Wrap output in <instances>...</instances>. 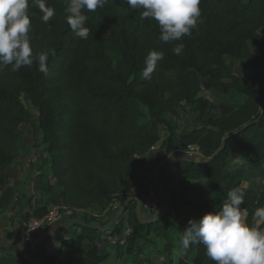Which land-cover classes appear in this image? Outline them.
Returning a JSON list of instances; mask_svg holds the SVG:
<instances>
[{
	"label": "trees",
	"instance_id": "trees-1",
	"mask_svg": "<svg viewBox=\"0 0 264 264\" xmlns=\"http://www.w3.org/2000/svg\"><path fill=\"white\" fill-rule=\"evenodd\" d=\"M68 3L47 0L56 12L48 23L30 3L33 56L48 53L47 74L38 70V62L19 71L11 66L0 70V215L10 211L17 194L8 183V169L22 151L28 101L39 110L37 128L54 179L48 188L59 203L74 209L71 216L87 222L99 220L104 212L107 222L117 210L111 208L115 200L142 197L150 190L152 180L136 171L137 156L148 153L162 138L161 148L168 154L189 144L200 146L205 160L183 159L177 183L180 194L169 196L170 210L162 218L143 223L136 201L128 204L110 232L125 235L126 243L115 245L117 252L126 247L128 252L136 248L142 253L155 234L166 240L163 250L172 263V232L186 228L182 223L175 226L174 218L185 203L187 174L203 178L205 187L222 196L214 211L207 203L199 204L206 209L195 219L218 211L227 193L240 187L246 193L241 207L248 210L252 224L255 209L264 206V192L241 180L230 169V160L249 154L264 161V0H200L201 15L192 35L167 44L158 39V23L141 20V10L130 9L123 0H107L95 12L85 10L90 34L86 40L77 38L66 21ZM176 44L184 46L179 55L172 51ZM152 50L163 51L164 59L151 81H145L141 72ZM228 56L241 60L250 74L237 75ZM204 90L237 96L214 104L202 94ZM182 104L190 107L194 119L186 129L178 123ZM23 198L27 202L30 197L23 193ZM47 211L46 204L39 205L27 216H43ZM73 227V238L67 233L69 238L61 241L59 250H68V264H100L111 255L98 247L105 232ZM189 249L193 256L180 257L177 264H214L202 244ZM62 261L47 250L38 264Z\"/></svg>",
	"mask_w": 264,
	"mask_h": 264
},
{
	"label": "clouds",
	"instance_id": "clouds-1",
	"mask_svg": "<svg viewBox=\"0 0 264 264\" xmlns=\"http://www.w3.org/2000/svg\"><path fill=\"white\" fill-rule=\"evenodd\" d=\"M132 10H141L140 19L155 20L160 28L158 39L167 44L191 36L201 15L200 0H123ZM42 13L41 20L48 23L56 14L47 0H0V70L11 66L19 71L22 66L31 67L38 62V70L48 73V53L33 56L30 31L32 28L29 7ZM107 0H69L65 9L66 21L75 37L86 40L90 29L85 14L103 8ZM183 44H176L172 51L181 54ZM164 52L152 50L145 58L141 79L151 81ZM245 190L236 187L218 211L206 212L202 217L190 219L181 237V246L202 244L206 255L214 264H264V206L253 213V223H248Z\"/></svg>",
	"mask_w": 264,
	"mask_h": 264
},
{
	"label": "rangeland",
	"instance_id": "rangeland-1",
	"mask_svg": "<svg viewBox=\"0 0 264 264\" xmlns=\"http://www.w3.org/2000/svg\"><path fill=\"white\" fill-rule=\"evenodd\" d=\"M227 60L237 75L244 76L250 74L244 69L241 60L235 59L230 56L227 57ZM202 94H204L214 104L231 102L232 96H237L235 92L225 94L223 92L215 90H205ZM26 102L29 106L30 116L22 125L24 130L22 151L20 157L8 169V183L16 188L17 194L14 205L12 206L10 211L4 215H0V256L14 255L24 258L31 256L30 250H32L33 248L26 240L23 226L27 213L33 210V208L36 206H43L46 204L47 208H50L51 206L60 202L59 197L51 192V188H48L50 187V185L54 184V179L50 177V165L46 154V145H44V142L42 140V132L37 128L39 110L31 102ZM178 110L180 115L178 123L181 129L190 128L194 123L192 110H190V107L182 104L181 106H179ZM171 117L172 114L170 113L166 115L167 119H170ZM166 134L167 130L165 126H162V135L165 136ZM160 151L165 156V161L159 168L160 171H162L169 167L168 165H166L168 163L167 158L169 154L163 148H159L156 152L153 153V156H156ZM172 156H174L173 158H181L178 167L179 171L182 168L181 163L185 158L183 157V154L178 152L177 150L175 153H173ZM200 158L202 157L200 156L198 159ZM138 161L141 162V159H139ZM174 161L178 162V159ZM230 162V169L235 170L241 180L248 183L251 187L255 188L259 192H264V161L262 162L256 160L249 154H242L239 156V158H235V156H232ZM155 177L153 178L151 173L148 176L149 179H155ZM184 178L189 181V174H187ZM191 179H198V181L193 182L194 187L190 188V186H188L184 189V204L190 203L189 200L193 198L201 205L204 202L209 204L212 208V211L217 209L221 202L222 196L220 194L212 193L209 188L203 186V180H201L200 177ZM169 188L170 190H168V194H165L164 192L167 198H169V196L172 194L176 195V192L180 190L175 188V185L173 186V184L169 185ZM23 193L28 194V196L30 197L29 200L31 199V201L28 200L26 202L25 198L22 199ZM122 197H125V195H123ZM120 198L118 199V201H120L121 204L122 201ZM198 206V208L200 209H194L193 211L188 212V214H193L192 219L198 217L206 209L203 206ZM161 209L162 205L157 213H159ZM178 211L179 214L184 213L183 204H181V206L178 208ZM81 214L82 213L77 215ZM108 217V213L104 212L99 215V220L105 222ZM174 221L175 226H178L179 223H182L187 227L189 218L184 220L174 218ZM74 230L75 227H72L67 231L70 238H73L75 232ZM51 231H54V229ZM51 231H49V233L55 232ZM183 231L178 230L172 232V238L176 250L174 253V258H177V262L180 257L190 259L194 254V252L190 249L184 250L181 246V237L183 235ZM66 235L64 236V238H69ZM111 236L113 238H117L120 235H112L110 232H105V234L102 236L98 247L103 252L110 251L111 255L100 264H172L170 262L168 263V261L166 260V255L163 250L165 239L157 237L155 234L152 235L151 241H149V243L144 246L142 253H138V249L136 248L131 252H128L126 251V247H123L119 252H117L115 249V245L117 243L112 241V239L110 238ZM63 239L61 241H63ZM60 243L61 242L50 248L48 250V253H54L55 257L62 258L63 261L59 264H68V250L66 249V251H62L63 253L59 251L61 249ZM57 251L61 252V254H58Z\"/></svg>",
	"mask_w": 264,
	"mask_h": 264
},
{
	"label": "water",
	"instance_id": "water-1",
	"mask_svg": "<svg viewBox=\"0 0 264 264\" xmlns=\"http://www.w3.org/2000/svg\"><path fill=\"white\" fill-rule=\"evenodd\" d=\"M155 189L157 190L162 201V209L159 213L156 214L148 213L144 209V202L142 197L138 195H132L123 200V202L120 204L119 208L116 210L114 215L107 222H103L100 220H92L90 222H87L86 220L78 216L68 217L64 219L60 228L56 232L54 233L48 232L36 243L35 247L32 250H30L31 256L24 258L14 255H2L0 256V264L40 263L44 259L46 255V251L54 247L57 243L61 242V240L66 235L68 229L76 225L82 227L94 228L101 232H111L114 224L120 219L123 212L125 211V209L127 208L128 204L131 201H136V212L141 222L143 223L155 222L160 218H162L170 210L169 198H167L164 192L161 189H159L156 185H155Z\"/></svg>",
	"mask_w": 264,
	"mask_h": 264
},
{
	"label": "built area",
	"instance_id": "built-area-1",
	"mask_svg": "<svg viewBox=\"0 0 264 264\" xmlns=\"http://www.w3.org/2000/svg\"><path fill=\"white\" fill-rule=\"evenodd\" d=\"M162 141L163 138L161 139V141L155 144L151 148V150H158L159 148H161ZM177 151L182 153L184 158L193 159V160H197L200 156H203L202 150L198 144H189L185 148ZM139 157L140 156H137V158ZM142 199L144 202V209L148 213L156 214L160 210L162 201L153 183L150 184V190L142 195ZM119 206H120V202L118 200H115L112 203L111 208L116 210L119 208ZM73 213H74V209L68 206L67 204L57 203L51 206L50 208H48V211L43 216H36V215L27 216L23 223L27 242L30 244L32 248H34L36 243L45 234L49 232L50 228L54 224L58 222H62L64 219L68 217H72L71 215ZM130 231H131L130 229L126 230V233L127 234L130 233ZM110 238L112 239L113 242L116 243L117 242H120L121 244L126 243L125 235L118 236L117 238H113L111 236Z\"/></svg>",
	"mask_w": 264,
	"mask_h": 264
},
{
	"label": "crops",
	"instance_id": "crops-1",
	"mask_svg": "<svg viewBox=\"0 0 264 264\" xmlns=\"http://www.w3.org/2000/svg\"><path fill=\"white\" fill-rule=\"evenodd\" d=\"M157 150H150L148 153H146L145 155L140 156L138 159H141V162H139L138 164H136V171L138 174L140 175H145V176H149V174H152V177L155 179H151L152 183L154 185H156L159 189H161L163 192H165V194H168V190H170L169 185L173 184V186L175 185V188L180 189V185L177 186L178 183V179H179V175L178 172L182 170V168L178 171V167L181 161V158H173L174 156H172L173 154H169L167 160L168 163L166 165H168L169 167L165 170L159 171L160 166L164 163L165 161V156L162 154V152L160 151L156 156H153V153L156 152ZM202 158L197 159V161H203L205 160L203 156H201ZM178 159L177 161H174ZM181 166H183V163H181ZM159 171V172H158ZM201 180L204 181L203 178H200ZM194 181H198V179H191V177H189V181H188V186H190V188L194 187L193 182ZM202 181V185L204 186ZM175 183V184H174ZM177 186V187H176ZM205 190V189H204ZM133 191H136V188L133 189ZM206 191V190H205ZM180 192V190L178 191V193ZM209 192V191H208ZM207 192V193H208ZM180 194V193H179ZM188 195H189V191H188ZM205 198V197H204ZM205 201V200H204ZM190 203L187 204H183V211L184 213L179 214L178 218L179 220H184L189 218L192 219V213H189L190 211H193L194 209H200L198 208L199 206V202L195 201L193 198L189 200ZM206 202H204L203 204H205ZM180 207V206H179ZM187 215V216H186ZM64 221V220H63ZM62 221V222H63ZM62 222H58L56 224H54L49 231L53 230L56 232V230L58 228H60V224ZM56 228V229H55ZM51 231V232H54ZM77 231H80V229H77ZM166 242V240H165ZM175 247L173 250V253L171 255L172 257V264H177V258L175 259L174 257V253H175ZM168 260V258L166 259Z\"/></svg>",
	"mask_w": 264,
	"mask_h": 264
}]
</instances>
